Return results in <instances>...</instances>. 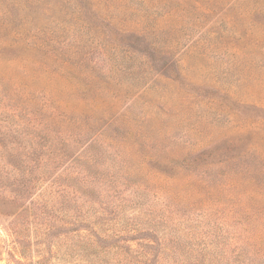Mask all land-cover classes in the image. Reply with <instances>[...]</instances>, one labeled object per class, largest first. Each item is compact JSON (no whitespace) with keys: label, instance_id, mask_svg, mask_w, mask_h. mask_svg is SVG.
Listing matches in <instances>:
<instances>
[{"label":"rangeland","instance_id":"1","mask_svg":"<svg viewBox=\"0 0 264 264\" xmlns=\"http://www.w3.org/2000/svg\"><path fill=\"white\" fill-rule=\"evenodd\" d=\"M30 5L0 19V264H264V0Z\"/></svg>","mask_w":264,"mask_h":264},{"label":"trees","instance_id":"2","mask_svg":"<svg viewBox=\"0 0 264 264\" xmlns=\"http://www.w3.org/2000/svg\"><path fill=\"white\" fill-rule=\"evenodd\" d=\"M41 2V0H0V19L3 20L2 18L8 16V18L12 19L14 10H27L29 8L30 3L34 4L35 2ZM33 8H29L28 11H32ZM1 28H8V22L4 21L1 24ZM154 243V242H153ZM211 245H214L213 243H210L208 245V247L205 248V250H201L202 254H200L201 256H204L207 258V254L208 250L211 248ZM139 247H141V250L136 251V250H132L131 248H129V252H130V257H129V262H135L134 264H141V259L146 257L147 255H149V253L147 252L148 249L152 248L151 244H147V243H143L140 244ZM218 249L220 250L223 247V244L221 242H219V244L217 243L216 246ZM175 251H178V248L175 247L174 248ZM198 258V257H196ZM213 260V258H212ZM18 264H21L20 262H16ZM204 264V263H203Z\"/></svg>","mask_w":264,"mask_h":264}]
</instances>
